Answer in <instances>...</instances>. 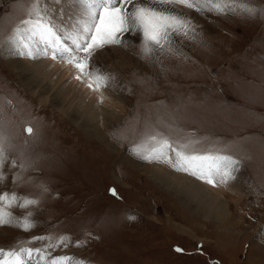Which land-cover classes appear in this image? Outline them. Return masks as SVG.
<instances>
[{
  "label": "rangeland",
  "instance_id": "obj_1",
  "mask_svg": "<svg viewBox=\"0 0 264 264\" xmlns=\"http://www.w3.org/2000/svg\"><path fill=\"white\" fill-rule=\"evenodd\" d=\"M66 1L45 0L58 26L73 25L78 15L75 8L66 14ZM241 2L257 15L198 14L179 6L193 30L173 36L174 45L151 57L143 54L141 32L124 33L116 45L130 60L104 65L119 84L106 90L121 99L124 114L87 135L4 67L22 58L5 51L24 27L31 0H0V137L7 157L0 192L37 201L27 210L8 209L21 222L30 213L33 226H0V248L38 249L42 264L61 256L82 264H264V0ZM156 134L189 145L190 153L239 161L240 196L228 184L213 187L158 161L205 185L197 190L212 202L198 205L178 194L177 183L161 184L154 161L131 151ZM214 206L220 213H205ZM61 236L69 238L66 246H56ZM24 257L22 264L41 261L35 253Z\"/></svg>",
  "mask_w": 264,
  "mask_h": 264
},
{
  "label": "snow or ice",
  "instance_id": "obj_2",
  "mask_svg": "<svg viewBox=\"0 0 264 264\" xmlns=\"http://www.w3.org/2000/svg\"><path fill=\"white\" fill-rule=\"evenodd\" d=\"M53 2L62 5L64 0H53ZM81 3L84 11L73 18L74 24L71 29H63L50 18L52 10L47 7L45 0H31V6L26 13L28 18L21 21L24 27L17 29L13 42L17 46L16 55L27 56L29 59L41 55L48 56L47 49H52L51 58L55 60L59 56L75 68L79 73L75 79L85 78L87 80L85 86L91 91L119 86L118 81L105 73L93 57L98 50L107 45L122 44L120 37L124 33L143 34L142 51L145 57L156 54L165 44L174 45L173 36H187L193 29L186 14L180 11L178 6L195 10L198 14L231 12L255 17L258 13L255 7H250L241 0H150V2L149 0H81ZM34 37L39 38L45 46L44 49L38 50L33 46L30 38ZM64 41H71L72 47L66 46ZM25 131L29 135L32 133L31 128H26ZM148 144L152 147H147ZM188 147L187 144L176 146L167 138L156 134L148 136L131 151L148 161H162L176 171L188 173L213 187L217 186V182L227 184L236 178L239 161L218 153H190L185 151ZM169 152L174 153L175 158L170 156ZM6 161L4 142L0 137V183L6 179L3 172ZM10 166L15 168L17 165L12 162ZM18 179L15 178L14 182ZM109 191L112 196H117L115 189ZM20 200L21 198L15 193L0 192V226L16 223L24 230L33 226L29 222L30 213L25 215L21 222L8 211L10 208L27 210L30 205L37 203L34 199H23V202H19ZM260 231L264 232V228ZM69 242L68 237L61 236L57 238L56 246H66ZM176 251L182 250L177 248ZM34 253L41 260L46 258L38 249L21 248L17 251L0 248V264H22V254L31 258ZM51 264H82V262L75 261L73 257L61 256L52 260Z\"/></svg>",
  "mask_w": 264,
  "mask_h": 264
},
{
  "label": "bare ground",
  "instance_id": "obj_3",
  "mask_svg": "<svg viewBox=\"0 0 264 264\" xmlns=\"http://www.w3.org/2000/svg\"><path fill=\"white\" fill-rule=\"evenodd\" d=\"M66 3L70 5L67 8V15L72 13V8H75L74 10L76 13L78 12V15L84 11L81 0H67ZM77 5L78 7H75ZM62 6L64 5L62 4ZM61 12L64 13V10L62 9ZM59 24V27L63 29H71L73 26L71 24H63L60 21ZM56 25L58 26V24ZM15 34L11 37L13 38V41L16 36ZM30 42L33 46L37 47L38 50L44 49L45 47L44 44L39 41L38 37L30 38ZM64 43L66 46L72 47L71 41H64ZM47 51H49L48 56L41 55L37 56L35 59H29L27 56H22V58L18 60L16 57H12L11 60L9 59V61L4 63V67L8 68V70L10 69L12 73H14L21 81H24L25 83H23V88H26L33 96L34 92L32 90L35 87L38 90L36 94L40 97L39 102L43 106L50 103L53 105L54 109L59 110V112L66 115L70 114L71 116L68 115V119L72 120L73 123L77 127H80L87 135L97 134L101 129L105 130L109 121L123 116L124 105H122L120 98L112 97L106 89H101L98 93L94 92V94H87L89 89L85 86L87 80L83 77L81 80L75 79V77L79 74L77 70L68 65L65 60L61 59L59 56L57 59L53 60L51 58L52 49L49 48ZM16 52V44L14 42H9L6 45L5 54H9L10 56H20L16 55ZM81 55H83V53H81ZM129 56L130 55L128 53L123 51L119 46L115 45L112 46L110 50L106 48L105 51L102 49L98 50L93 58L96 64L99 65V67L105 72L106 68L104 65L107 66V64L110 65L120 61L130 60ZM58 59L59 61H57ZM49 66L51 67L49 68ZM70 80L72 81L70 82ZM81 82L82 84L80 85V88L82 90L84 89L83 91L77 89V86ZM99 98H101L103 102L102 105L98 104ZM156 162L158 161H154L152 168H154L156 179H158L161 184H166V186L174 188V186L169 185L167 182L177 183L175 190L178 194L189 201L196 200L197 198L196 201L198 205L207 206L209 202H212L210 196V199H207L199 192L200 190H197L198 188L204 189L205 185L199 183L195 179L188 178L187 176L179 175L173 172L170 173ZM236 175L237 172L235 173V176ZM217 184H219V182ZM227 184L229 185L227 188L234 187L235 189L233 188V191L235 192L238 190L237 194L240 196L242 189L240 182L233 179ZM222 205L224 206V204ZM220 211H218L217 206H214L205 213L213 215L218 214V212L220 213ZM54 259L55 257H53V260ZM23 261L26 262L25 257L22 259V262ZM38 264H42V260Z\"/></svg>",
  "mask_w": 264,
  "mask_h": 264
}]
</instances>
